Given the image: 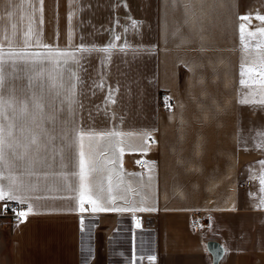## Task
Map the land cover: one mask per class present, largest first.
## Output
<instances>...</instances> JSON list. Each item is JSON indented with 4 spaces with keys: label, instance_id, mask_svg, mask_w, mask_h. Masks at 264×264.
<instances>
[{
    "label": "crops",
    "instance_id": "1",
    "mask_svg": "<svg viewBox=\"0 0 264 264\" xmlns=\"http://www.w3.org/2000/svg\"><path fill=\"white\" fill-rule=\"evenodd\" d=\"M260 17L264 0H0V192L28 208L0 216V264H213L208 240L219 264H264Z\"/></svg>",
    "mask_w": 264,
    "mask_h": 264
},
{
    "label": "built area",
    "instance_id": "2",
    "mask_svg": "<svg viewBox=\"0 0 264 264\" xmlns=\"http://www.w3.org/2000/svg\"><path fill=\"white\" fill-rule=\"evenodd\" d=\"M159 107L161 110L167 111L171 110L175 105V99L168 91H162L159 95L158 101ZM152 142L154 139L152 137L149 138ZM147 165V161L145 159H141L138 161V166L140 168H144ZM246 183H249L247 181ZM5 204L8 207H5ZM19 211H25L28 214L27 206L17 200H2L0 204V216H9L13 219L14 222L22 221L24 218L18 216ZM208 221V214L204 211H195L192 215L191 224L193 227H202L206 225Z\"/></svg>",
    "mask_w": 264,
    "mask_h": 264
},
{
    "label": "snow or ice",
    "instance_id": "3",
    "mask_svg": "<svg viewBox=\"0 0 264 264\" xmlns=\"http://www.w3.org/2000/svg\"><path fill=\"white\" fill-rule=\"evenodd\" d=\"M244 19H247V17H244ZM260 19H264V17H260ZM2 73H3V66L0 65V105L8 104V106L10 107L11 104L8 101H5L3 99L4 95H5V92L9 91V89H8V87H7V85H6L5 81H4ZM16 90H17V87L15 85H13L12 88L10 89V91L13 92V93H15ZM35 107H36V109H39V107H40L39 103H37L35 105ZM26 110L27 109H26V105H25V107L22 108L21 111H26ZM2 117H3V112L0 111V118H2ZM33 119H34V122H35V117ZM37 126L40 127L41 124H37ZM11 127H12V125L8 126V128H9L8 135L9 136L11 135V131H10ZM3 131H4L3 127L0 126V160H2L3 157L6 155L5 148L11 147V145H9L7 143L6 137L2 134ZM33 143H36L35 138L33 140ZM80 165H81V169L83 170V168L85 166L83 158L80 161ZM261 183H264V179L261 180ZM13 199H16V197L14 195H12V194L5 195L3 192H0V200H13ZM90 202L94 205V207L92 209L93 211L104 210V209L98 208L96 206V201H90ZM81 203H83V200H81ZM5 207H8V205L5 204ZM81 211H84L83 207H81ZM17 214L21 218H24L27 215V213L25 211H19Z\"/></svg>",
    "mask_w": 264,
    "mask_h": 264
},
{
    "label": "rangeland",
    "instance_id": "4",
    "mask_svg": "<svg viewBox=\"0 0 264 264\" xmlns=\"http://www.w3.org/2000/svg\"><path fill=\"white\" fill-rule=\"evenodd\" d=\"M182 131L186 132L187 135H188V133L190 135H192L195 132H201V133H204V136H207V137L216 136V134H217L216 133L217 130H214V129H209V130H182ZM213 132H215V133H213ZM168 135H171L172 136L173 135V132L172 131H169ZM202 147L204 148V146H202ZM216 147H217V145H214V144L207 145V151H205V153H202L201 151H199V152L195 153V154H197V156L196 155L195 156L194 155L192 156V159L197 160V161L194 162V164H199V166L197 168H199V169L200 168H203L205 164H206V166H209V162H204V160H202V156H206V155L208 156V154L210 153V150L212 149V152H213ZM191 148H193V146H191ZM135 160L138 161L139 160V156H135ZM195 167H196L195 165L194 166L192 165L191 167H186V168L193 170V169H195ZM182 179L183 178H181V181H182ZM185 179H187V178H185ZM192 179L195 180L194 185L195 186L197 185L196 187H198V185H200V184H202L201 186H203V181H204V178L203 177H196V178H192ZM180 197L181 198L185 197V194L180 193ZM198 197H201V195L198 196V194H195L194 199L196 200Z\"/></svg>",
    "mask_w": 264,
    "mask_h": 264
},
{
    "label": "water",
    "instance_id": "5",
    "mask_svg": "<svg viewBox=\"0 0 264 264\" xmlns=\"http://www.w3.org/2000/svg\"><path fill=\"white\" fill-rule=\"evenodd\" d=\"M208 249L210 250L213 257V264H219V259L223 252V248L216 240H208L207 242Z\"/></svg>",
    "mask_w": 264,
    "mask_h": 264
}]
</instances>
